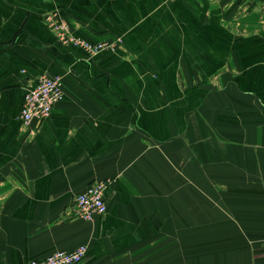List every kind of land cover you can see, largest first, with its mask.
Instances as JSON below:
<instances>
[{"label": "crops", "instance_id": "0c3cea01", "mask_svg": "<svg viewBox=\"0 0 264 264\" xmlns=\"http://www.w3.org/2000/svg\"><path fill=\"white\" fill-rule=\"evenodd\" d=\"M51 14L122 43L64 46ZM263 15L264 0H0V264L81 244L78 264H264ZM43 74L63 97L24 128ZM107 179V212L74 216ZM201 227L234 232L201 260L184 236Z\"/></svg>", "mask_w": 264, "mask_h": 264}, {"label": "built area", "instance_id": "2783aa9c", "mask_svg": "<svg viewBox=\"0 0 264 264\" xmlns=\"http://www.w3.org/2000/svg\"><path fill=\"white\" fill-rule=\"evenodd\" d=\"M46 20L60 44L81 48L90 55L103 50L114 51L121 44L120 39L91 42L77 37L72 34L68 22L58 14L48 15ZM63 94L62 75H41L38 83L25 92L20 115L23 127L29 128L34 119L42 121L48 117L53 107L62 99ZM110 182L108 179L95 181L84 191L76 194L73 197L71 209L74 216L85 221H93L97 216L106 213L108 206L105 190ZM88 247L87 244H81L70 250H56L43 258L32 259L29 264H78L87 254Z\"/></svg>", "mask_w": 264, "mask_h": 264}, {"label": "rangeland", "instance_id": "374dc122", "mask_svg": "<svg viewBox=\"0 0 264 264\" xmlns=\"http://www.w3.org/2000/svg\"><path fill=\"white\" fill-rule=\"evenodd\" d=\"M122 43V42H121ZM111 51V50H110ZM228 232H234L233 229L230 231L227 229H218V228H198V229H185L184 230V236L185 237H194V238H199V245H193L189 246L190 249H198L200 252L198 255L203 260L204 257H209V255H212L214 251L216 250H222L223 248L227 247V245L224 244H219V243H214V244H207L205 242L208 241L209 238H212V240L219 241L224 237V234H227ZM188 246H184L185 251ZM195 253V252H194Z\"/></svg>", "mask_w": 264, "mask_h": 264}]
</instances>
